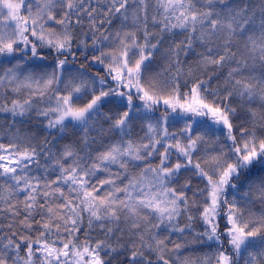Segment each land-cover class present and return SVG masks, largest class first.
<instances>
[{
    "label": "snow or ice",
    "instance_id": "snow-or-ice-1",
    "mask_svg": "<svg viewBox=\"0 0 264 264\" xmlns=\"http://www.w3.org/2000/svg\"><path fill=\"white\" fill-rule=\"evenodd\" d=\"M0 116V264H264V0H0Z\"/></svg>",
    "mask_w": 264,
    "mask_h": 264
},
{
    "label": "trees",
    "instance_id": "trees-1",
    "mask_svg": "<svg viewBox=\"0 0 264 264\" xmlns=\"http://www.w3.org/2000/svg\"><path fill=\"white\" fill-rule=\"evenodd\" d=\"M158 63H162V61H158ZM0 118H2V116H0ZM36 123H37V121L33 120L29 124H24V125H19V126L21 127L22 131L37 132V134L40 135L41 137L43 135H46V133L39 132V130L35 127ZM258 209H259V206H257L255 210L258 211Z\"/></svg>",
    "mask_w": 264,
    "mask_h": 264
}]
</instances>
